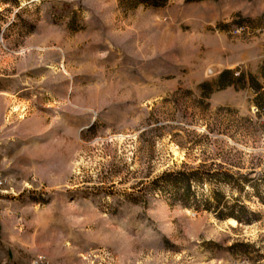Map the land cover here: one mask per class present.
Instances as JSON below:
<instances>
[{"label": "rangeland", "instance_id": "374dc122", "mask_svg": "<svg viewBox=\"0 0 264 264\" xmlns=\"http://www.w3.org/2000/svg\"><path fill=\"white\" fill-rule=\"evenodd\" d=\"M263 65L264 0H0V264H264Z\"/></svg>", "mask_w": 264, "mask_h": 264}, {"label": "trees", "instance_id": "16d2710c", "mask_svg": "<svg viewBox=\"0 0 264 264\" xmlns=\"http://www.w3.org/2000/svg\"><path fill=\"white\" fill-rule=\"evenodd\" d=\"M126 5L130 7H136L138 5L148 6V7H162L164 6L169 0H120ZM187 2H197L202 0H186ZM264 66V65H263ZM262 66V68H263ZM264 75V74H263ZM244 77L245 75L243 73H235L233 70L225 69L221 71L217 77L208 82H204L199 85L200 89H202L205 93H210L213 90H220L224 89L228 86H234V87H244ZM249 78V87L253 90H258L261 88L259 82L255 79L254 76L250 75ZM191 176L192 174H185V173H177L175 175L173 174H167L164 176H161L162 184V190L164 192L169 193L170 198L176 199L177 197H180V201L184 203V205H187L188 199L191 196H194L192 190H191ZM227 176V175H226ZM180 183L183 184V186H180ZM161 184V185H162ZM169 186V187H168ZM181 189V191H180ZM213 201H215V207L218 217L220 218H232L235 221H240V218L238 216V213H236V210L233 209L235 205L231 208H226V206H222V195L214 191L213 193ZM210 208H213L212 203L208 200H205L204 209L209 210ZM241 209V208H239Z\"/></svg>", "mask_w": 264, "mask_h": 264}, {"label": "bare ground", "instance_id": "6f19581e", "mask_svg": "<svg viewBox=\"0 0 264 264\" xmlns=\"http://www.w3.org/2000/svg\"><path fill=\"white\" fill-rule=\"evenodd\" d=\"M14 110H16V108H14ZM225 222L228 223V224H230V225H232V226H235L237 224L236 221L234 219H232V218L226 219Z\"/></svg>", "mask_w": 264, "mask_h": 264}]
</instances>
